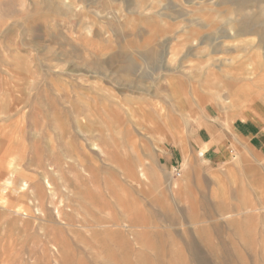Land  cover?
<instances>
[{
    "label": "rangeland",
    "instance_id": "374dc122",
    "mask_svg": "<svg viewBox=\"0 0 264 264\" xmlns=\"http://www.w3.org/2000/svg\"><path fill=\"white\" fill-rule=\"evenodd\" d=\"M253 101L264 0H0V264H264Z\"/></svg>",
    "mask_w": 264,
    "mask_h": 264
},
{
    "label": "crops",
    "instance_id": "0c3cea01",
    "mask_svg": "<svg viewBox=\"0 0 264 264\" xmlns=\"http://www.w3.org/2000/svg\"><path fill=\"white\" fill-rule=\"evenodd\" d=\"M245 108L249 109L248 115H246L242 110L235 112L238 114L234 122L235 133L238 136H243L249 139L250 144L253 146L255 145L254 147H257L259 142L262 143L261 146L264 147V106L253 101L252 104L246 106ZM205 132L208 139L210 138L207 144H205L206 141L202 136L199 137V140L201 143L205 144V153L208 155H214V153L219 149L220 144L218 147L215 141L212 142V131L210 129L206 128Z\"/></svg>",
    "mask_w": 264,
    "mask_h": 264
},
{
    "label": "built area",
    "instance_id": "2783aa9c",
    "mask_svg": "<svg viewBox=\"0 0 264 264\" xmlns=\"http://www.w3.org/2000/svg\"><path fill=\"white\" fill-rule=\"evenodd\" d=\"M179 174V173H178ZM180 175V174H179Z\"/></svg>",
    "mask_w": 264,
    "mask_h": 264
}]
</instances>
